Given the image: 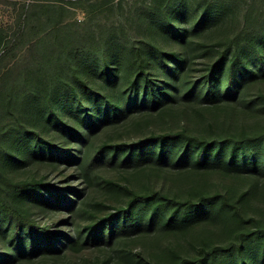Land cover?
I'll return each mask as SVG.
<instances>
[{
  "label": "trees",
  "instance_id": "trees-1",
  "mask_svg": "<svg viewBox=\"0 0 264 264\" xmlns=\"http://www.w3.org/2000/svg\"><path fill=\"white\" fill-rule=\"evenodd\" d=\"M263 1L199 0L191 25L185 0H133L131 20L110 24L67 20L61 5L13 2L10 20L0 23V264H75L72 255L88 247L120 241L126 248L157 227L177 244L159 261L135 252L136 264H264V124L244 121L256 114L255 99L264 104L260 89L256 98L246 92L247 82L264 81ZM240 8L235 29L220 39L201 30ZM200 48L214 55L198 69ZM74 102L83 114L69 121ZM173 106L191 108L196 122L91 141L109 123ZM236 117L244 121L239 128L224 129ZM204 122L205 132L198 126ZM58 123L59 135L52 128ZM207 161L213 172L251 180L257 200L244 187L207 192L195 178L166 181L187 176L188 163L200 173ZM32 163L48 171L14 176ZM116 166L128 176L105 173ZM135 172L160 186L137 187L129 178ZM98 187L119 201L95 197ZM223 216L220 228L215 221Z\"/></svg>",
  "mask_w": 264,
  "mask_h": 264
},
{
  "label": "rangeland",
  "instance_id": "rangeland-1",
  "mask_svg": "<svg viewBox=\"0 0 264 264\" xmlns=\"http://www.w3.org/2000/svg\"><path fill=\"white\" fill-rule=\"evenodd\" d=\"M33 2V1H38V2H44L52 5H57V6H63L65 10L63 11V16L67 20H80V21H87L90 20L92 23L94 22H106V24H110L112 22H117L118 20H126L134 16V8H133V0H110L108 5H100L101 0H90L89 2L87 1H80L77 4H70L67 1L68 0H0V23H6L7 21L10 20L9 16V10L12 7L13 2ZM186 1V6L185 9L188 11L186 13V18L188 19V22L192 23V21L201 14L202 11V6H198L197 2L199 0H185ZM139 4V3H138ZM263 5V8L261 11L264 12V1L261 3ZM241 11L242 9H235L233 12V15H228V16H222L216 23H207L206 26H202L201 30L205 35L211 36L213 40L220 39L223 34L226 35L227 31H231L235 29V24H236V18L241 17ZM136 26L131 27V31L133 33H136ZM139 35V34H137ZM203 36H200V39H202ZM209 40V39H208ZM161 43V41H159ZM165 48L166 45L162 43ZM197 48H199V45L197 44ZM2 48L0 47V52ZM214 53L211 52H204L202 48L198 49L195 51V56H196V64L195 68H201L202 64L201 62H209L213 58ZM255 64V63H253ZM252 64V65H253ZM195 69L193 71V74L197 75L199 73V70ZM92 79V78H91ZM96 79L97 82H101L103 78H93ZM121 81L122 78H119ZM197 79V78H193ZM223 78H219L220 82H222ZM77 89L79 90L81 86L78 84H74ZM246 92L249 98H256L257 92L259 89L264 92V81L261 80H256L253 83L247 82L246 83ZM122 87L124 88V85L122 84ZM95 88V87H94ZM97 88V87H96ZM256 105L255 108L256 114L253 116H248L244 121L246 124L250 123L253 124L255 121H258L262 124H264V104L261 99H255ZM188 107H181V106H173L172 108H169L165 113H162L161 115L157 116V113L151 114V115H138L137 112L131 114L128 119L125 120H120L118 122H112L107 125H105L102 129L98 130L96 135H94V138L91 139L92 142L96 145L99 143L102 139L110 137L111 134H113L114 138H119V139H126L130 138L133 139L135 137L141 136L143 134H146L152 130H157L158 127H168V122H174L175 125L180 127L182 124L188 125L192 122V117H197L198 115L194 113L192 115V109ZM82 115L83 113L76 107V104L74 102V105L68 106L66 110V118L71 121L75 118H78L79 115ZM209 117V124H212V128L216 131H219L221 125L220 122L218 124L214 123V120L210 118V113L209 115H206ZM223 116L219 115L217 118L219 120H222ZM195 121V120H194ZM193 121V122H194ZM243 119H240L239 117L235 119H230L227 121L226 125L224 126V129H227L232 131L235 128H239L241 125ZM243 121V122H244ZM192 122V123H193ZM196 122V121H195ZM253 122V123H251ZM237 123V124H236ZM198 126L201 127V131H207V123H201ZM193 133H197L198 128L196 126V123L193 124ZM56 128V133L59 135L63 131V126L58 123L54 127ZM42 135V134H41ZM43 136V135H42ZM46 138L49 135H45ZM44 137V136H43ZM45 138V139H46ZM48 139V138H47ZM191 162H195L193 159ZM212 167L208 161L205 163L203 167V171L200 173H195L193 171V165L192 163H188L187 168L183 170L187 176H181L179 174H174L172 178L166 179L167 182H170L174 180L175 178H178L182 180L183 182L191 184L192 178H195L197 180V183H200L203 186V189L207 192L214 191L216 189H222L224 190L227 188V186L230 187V190L233 191V193L236 194L238 191V194L240 191L243 189L248 192V195H251V200H257L256 197L252 196V189H253V184H251V180H242L240 178L233 177L230 175L224 176L225 174L223 170L213 172L211 170ZM18 173H14L15 177L21 178V177H28L33 174H42L46 171H48V166H45L41 163H32L28 165H23L21 168H19ZM35 172V173H34ZM106 174H110L113 176V178L118 177V179L121 178V174L128 176V172H123L118 166L109 168L105 171ZM135 176H130V180L134 185H136L139 188L144 187H149L150 185L154 187H159L160 181L157 182V179L152 176L151 179H148L145 177L142 172H139L136 174L134 173ZM162 180V178H158ZM95 197L97 198H104V197H109L112 202L119 201V196L114 195L113 193L106 191L103 188H96L95 191L93 192ZM179 193H183L182 190H179ZM255 203V202H254ZM206 212L205 218L206 220L208 219H213L214 213ZM223 217H219L218 220H216V225L220 228H222V223L224 221L225 226V220ZM214 226V225H213ZM203 228L199 227L196 229V232H201ZM191 235V231H190ZM223 237H220V242H222ZM120 242V241H119ZM119 242H114L112 244V247H106L102 246L100 248H94V247H88L86 250L79 252L77 254H73V258L71 257L72 261L75 262V264H102V262L108 260L112 254L116 257H113V260L109 264H136L137 259L139 258L135 252H142L145 256L146 255H157L155 256L156 259L159 261L160 260V255H163L166 252V248L170 246H174L177 244V240L173 237L169 236H163L161 234V231H159L158 227L153 228L149 236H144L142 238H134L133 242H128L127 247L125 248L124 246H118L117 243ZM121 244V243H119ZM124 248V249H123ZM119 249L125 250L124 252L119 251ZM116 252H115V251ZM128 252V253H126ZM120 256V258L118 257ZM124 256V257H122ZM119 258L120 260H118ZM35 261V260H34ZM35 263V262H34ZM37 262L36 264H38Z\"/></svg>",
  "mask_w": 264,
  "mask_h": 264
}]
</instances>
